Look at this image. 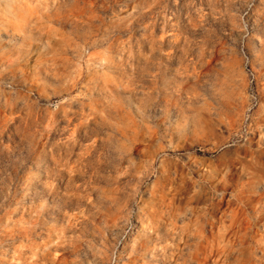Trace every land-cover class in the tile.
<instances>
[{"label": "clouds", "instance_id": "clouds-1", "mask_svg": "<svg viewBox=\"0 0 264 264\" xmlns=\"http://www.w3.org/2000/svg\"><path fill=\"white\" fill-rule=\"evenodd\" d=\"M78 3L0 0V264H264V0Z\"/></svg>", "mask_w": 264, "mask_h": 264}, {"label": "rangeland", "instance_id": "rangeland-1", "mask_svg": "<svg viewBox=\"0 0 264 264\" xmlns=\"http://www.w3.org/2000/svg\"><path fill=\"white\" fill-rule=\"evenodd\" d=\"M118 2L119 0H108V4L105 5L104 9H102L100 12H97L96 10L101 3H104V0H79L77 6L73 9V16L77 23H80L82 20L92 21L94 15H103L105 12L108 15H111L114 8L116 9V11H118L119 9L116 7ZM157 32H159V29H157ZM61 43L67 45L71 43V41L67 40V38L65 37L62 39ZM76 123L77 122L73 120L72 127H75ZM79 134V130H77V135L79 136ZM205 257H207L206 260ZM129 264H135V258H133L132 261H129ZM199 264H212L211 256L207 254L204 255L200 259Z\"/></svg>", "mask_w": 264, "mask_h": 264}, {"label": "bare ground", "instance_id": "bare-ground-1", "mask_svg": "<svg viewBox=\"0 0 264 264\" xmlns=\"http://www.w3.org/2000/svg\"><path fill=\"white\" fill-rule=\"evenodd\" d=\"M207 259V257H205V260ZM208 262V261H207Z\"/></svg>", "mask_w": 264, "mask_h": 264}]
</instances>
